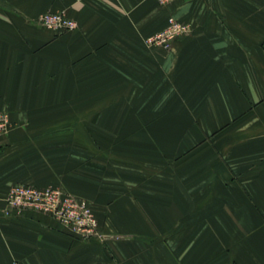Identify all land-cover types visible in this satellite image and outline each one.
<instances>
[{"label":"crops","instance_id":"0c3cea01","mask_svg":"<svg viewBox=\"0 0 264 264\" xmlns=\"http://www.w3.org/2000/svg\"><path fill=\"white\" fill-rule=\"evenodd\" d=\"M169 18L190 33L148 46ZM0 111V264H264V0H0ZM18 183L103 237L5 217Z\"/></svg>","mask_w":264,"mask_h":264},{"label":"built area","instance_id":"2783aa9c","mask_svg":"<svg viewBox=\"0 0 264 264\" xmlns=\"http://www.w3.org/2000/svg\"><path fill=\"white\" fill-rule=\"evenodd\" d=\"M159 5L166 6L176 0H156ZM45 28L55 32L72 30L76 22L65 12H46L38 18ZM190 25L169 18L168 25L156 34L145 39L148 46L159 47L165 51L171 48L174 40L189 34ZM11 121L8 112L0 111V138L9 128ZM25 211L50 216L60 226L81 239L102 238L99 222L89 202L59 187L47 186L37 188L27 184H14L7 192L3 215L11 217Z\"/></svg>","mask_w":264,"mask_h":264}]
</instances>
